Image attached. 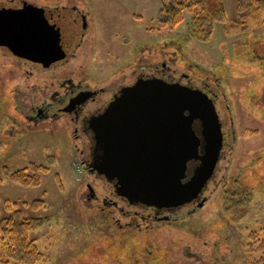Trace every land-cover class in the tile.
Segmentation results:
<instances>
[{"label":"rangeland","instance_id":"1","mask_svg":"<svg viewBox=\"0 0 264 264\" xmlns=\"http://www.w3.org/2000/svg\"><path fill=\"white\" fill-rule=\"evenodd\" d=\"M37 1L77 4L88 13L92 38L83 60L95 84H108L133 68L155 70L165 63L179 70L181 78L210 91L217 100L224 144L204 204L185 211L179 223L165 228L180 236L181 243L168 245L167 238H156L167 232L157 229L154 239L139 241L131 236L135 231L108 224L96 212L88 216L91 209L85 207L98 206L86 199L92 177L58 136L60 125L45 134L27 126L29 120L21 110H30L28 97L36 91L28 88L34 79L0 82V218L15 209L26 216H44L27 236L35 239L41 254L29 263L135 264L137 260L142 264L144 252L151 257L150 264H174L179 249L183 264L193 255L197 264H212L207 257L214 247L220 255L215 264H256L247 243L264 221V13L256 6L244 8L242 0H216L222 5L221 18H214L210 35L198 40L188 38L187 11L172 29L160 25L159 12L167 0ZM216 1L202 5L211 9ZM68 21L70 36L61 40L52 62L62 60L78 41L80 28L72 31L76 26ZM33 162L47 166L38 185L24 186L9 178L8 172ZM241 197L246 201L234 205ZM34 200L41 203L33 206ZM3 242L10 243L9 237ZM167 246L172 260L164 250ZM2 247L0 264H21L2 253Z\"/></svg>","mask_w":264,"mask_h":264},{"label":"water","instance_id":"2","mask_svg":"<svg viewBox=\"0 0 264 264\" xmlns=\"http://www.w3.org/2000/svg\"><path fill=\"white\" fill-rule=\"evenodd\" d=\"M54 13L58 23H66L68 10L28 2L18 9L0 7V44L18 55L39 56L59 40ZM88 124L90 166L130 202L163 208L189 203L205 189L221 158L222 123L214 101L189 84L137 78Z\"/></svg>","mask_w":264,"mask_h":264},{"label":"flooded vegetation","instance_id":"3","mask_svg":"<svg viewBox=\"0 0 264 264\" xmlns=\"http://www.w3.org/2000/svg\"><path fill=\"white\" fill-rule=\"evenodd\" d=\"M11 2L12 4H7ZM25 2L48 10H68V15L63 19V21L66 20V23H58L57 13L53 14L54 27L60 26L59 40H56V44L53 47H49L51 49L40 50L39 56L29 58L28 56L18 55L6 45L0 44V57L2 59L0 60L1 84L9 82L8 80L13 78H19L21 81L34 79L33 84H30V88H28L30 90L35 88L34 90L36 91V94L33 95L34 97H28L30 110L24 112L20 109L21 113H24L23 115L29 120L27 126L30 127L32 124L36 127L34 131L45 134L46 132L54 131L55 128L53 127L57 123L60 125V127L56 128L58 136L69 145L74 156L78 157L81 163L84 164L87 175H91L92 184L98 190V192L95 191V188H92L93 186L91 187L89 183L87 184L89 192L86 194V199L89 202H98V206L85 207V211L91 209L87 212L88 216H92L94 215L93 212H96L108 224H115L119 228H125L131 232L135 231L136 233H132L131 236L139 241H142L139 238L146 239V242L154 239L153 232L157 229L156 231L160 230L167 233L156 238L160 240L163 237L167 238L168 241L170 240L168 245L174 246L176 243H181L180 236L170 235L169 230L166 231L165 228L179 223L185 211H193L204 204V193L211 182L197 199L180 206L163 208L130 202L116 193L113 182L107 180L104 174L98 173L90 166L93 134L89 128L88 120L92 115L102 111L121 87L132 85L137 78L159 77L170 82H179L192 86H196V84H192L188 78L183 79L185 78L184 76L181 78L182 74L179 70L166 66L165 63L155 70H151L153 68L145 70V66L133 68L129 72L119 74L120 78L109 80L108 84H95L96 82L90 79L87 67L84 65L85 55L91 46L88 41L90 42L92 38V28L88 13H85V10L77 4H71L69 7L65 3L42 4L37 0H0V7L18 9L23 7ZM70 19L76 26V28H72V31L80 28L78 41L73 44L74 46L62 60L57 59V61L52 62V56H54L52 53L57 52L62 39L70 36L68 33V26H70L68 20ZM203 90L206 89L204 88ZM208 94L217 106L215 96L210 91ZM68 133L71 136L70 138L67 135ZM72 139L75 144L72 143ZM167 247H164V250L167 258L171 259L169 255L171 254L170 247ZM146 251L151 252L152 250L146 249ZM209 253L210 257L207 258L212 260V264L217 263L220 255L216 248L212 247ZM142 254L140 256L142 264H150L149 259L151 257L147 253L142 252ZM174 255L176 256L173 258L176 259L173 260H179L176 263L174 262V264H183L184 254H181L179 249L175 251ZM190 257L193 259L186 262V264H197L194 255ZM135 264H139V261L136 260Z\"/></svg>","mask_w":264,"mask_h":264},{"label":"trees","instance_id":"4","mask_svg":"<svg viewBox=\"0 0 264 264\" xmlns=\"http://www.w3.org/2000/svg\"><path fill=\"white\" fill-rule=\"evenodd\" d=\"M200 1L167 0L162 4L159 12L160 25L172 29L182 21L183 12L187 11L190 13L189 21L186 23L188 38L195 37L198 40H205L211 33L214 18H221L222 5L215 0V4L211 3V9L209 7L207 9L205 7L206 4L202 5V2L206 3L208 0ZM242 2L245 4L244 8L248 6V9H250L252 5L264 13V0H242ZM198 7L200 10H198ZM162 16H165V21L161 19ZM46 170L47 166L33 162L23 168L10 171L8 174L13 182L24 186H35L40 182L41 173ZM246 199L244 197L238 198L234 205L241 204ZM40 203L41 201L34 200L32 205L37 204L38 206ZM43 217L26 216L21 210L15 209L13 213L0 218V244L3 245L2 253L21 264H31L33 262L29 263L30 261L40 258L41 254L35 246V239H29L27 236L31 229L40 225ZM5 236L9 237L10 243L3 242ZM249 237L247 245L250 255L253 254L251 261L256 264H264V221L256 230L250 233Z\"/></svg>","mask_w":264,"mask_h":264}]
</instances>
